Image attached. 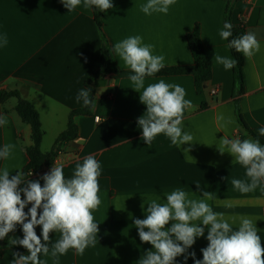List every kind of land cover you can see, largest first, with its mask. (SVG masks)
Listing matches in <instances>:
<instances>
[{"label":"crops","instance_id":"0c3cea01","mask_svg":"<svg viewBox=\"0 0 264 264\" xmlns=\"http://www.w3.org/2000/svg\"><path fill=\"white\" fill-rule=\"evenodd\" d=\"M228 1L176 0L167 14L146 15L140 5L147 0H112L114 7L101 11L106 41L120 75H102L92 83L95 106L91 115L75 117L79 138L67 143L55 162L63 165L65 178H71L76 164L89 155L100 162L102 202L93 212L99 232L95 247H88L82 256L70 249L59 257L58 264H139L152 245L140 241L134 220L146 218L151 199L164 203L166 194L178 188L188 192L191 199H201L203 192L212 193V199L206 202L213 211L223 213L234 230L239 217L252 219L264 244V191L260 187L248 193L236 190L231 181L247 180L246 170L233 162L231 154L219 151L222 138L255 139L241 126L238 108L249 128L264 140L258 132L264 127V0L234 4L233 24L244 23L246 33H255L260 42L259 52L250 59L244 57V93L240 96L234 68L225 70L213 59L214 54L232 58L228 41L219 35ZM196 25L201 28L205 53L213 67L205 92L197 94L189 75L145 78V86L163 79L186 90L185 99L191 101L192 107L185 110L183 130L192 135V143L178 147L160 134L147 145L138 126L146 105L132 88L129 76L134 73L113 46L138 35L144 44L154 45L153 54L165 57L166 67L191 66L194 61L187 35ZM5 33L8 44L0 46V93L18 91L35 107L44 131L41 150L50 152L67 129L71 112L84 107L76 101L79 90L86 88L87 79L103 66V40L93 9L81 4L68 12L61 0H0V36ZM213 89H218L214 96ZM203 103L208 105L205 110ZM0 115L8 121L0 126V149L5 144L15 145L9 159H0V170L7 167L10 176L23 173L29 161L25 149L32 144L31 128L20 123L5 104L0 105ZM96 117L101 118L99 123ZM51 168H44L35 178L42 186L41 177ZM28 208L29 205L25 210ZM232 217L237 218L235 222ZM35 231L42 239L41 226ZM207 231L205 227L204 236L196 238L187 250V260L185 255L179 256L176 264H194L189 255L192 252L195 259H203L201 249L208 245ZM16 238H23L20 225L12 232L11 241ZM59 238V232L50 233V249ZM13 253L19 252L4 249L0 264H10ZM40 259L54 264L50 254H41Z\"/></svg>","mask_w":264,"mask_h":264},{"label":"clouds","instance_id":"9594fccd","mask_svg":"<svg viewBox=\"0 0 264 264\" xmlns=\"http://www.w3.org/2000/svg\"><path fill=\"white\" fill-rule=\"evenodd\" d=\"M61 3L68 12L81 4L85 9L94 8L104 12L114 7L112 0H61ZM175 3L176 0H147V3L140 5V10L146 15L167 14ZM231 29L232 24L225 21L219 32L220 37L228 40L233 35ZM7 44L5 33L0 36V46ZM228 47L250 59L260 51V42L255 33L248 32L231 39ZM153 50L154 45L144 44L138 35L125 38L113 46L116 55L134 73L129 76L132 88L140 93V102L146 105V112L138 118L141 139L151 145L158 135L164 134L172 145L181 147L190 144L193 137L183 130L185 110L192 107L191 101L185 99L186 90L179 84L166 83L163 79L145 86L146 77L166 67L165 57L153 54ZM213 59L225 70L233 69L238 63L233 58L218 54H214ZM90 91L89 88L79 90L76 101L82 102L84 107H94ZM7 123V117L0 115V126ZM258 132L264 136V127ZM14 148L13 144L3 145L0 159H9ZM219 151L221 154H231L233 162L246 170L247 180L232 179L236 190L248 193L260 187L264 191V144L259 139L225 137L221 140ZM31 175L32 172L29 173ZM100 176L101 165L93 155L76 164L71 178H65L63 165H53L50 172L41 177L43 186L39 180L25 179L20 171L10 176L7 167L0 170V240L20 225L23 238L13 239L11 243L23 246L28 252L27 255L13 253L10 264H46L40 259L41 254H50L54 264H58L59 257L70 249L82 256L88 247H95L99 226L93 212L102 202L99 195ZM196 185L199 188V184ZM210 199L212 193L208 192H203L201 199H191L188 192L179 188L166 194L164 203L151 199L147 203L146 218L134 220L140 241L152 245V250L141 256L139 264H176V258L185 255L196 238L204 236L205 227L208 230V245L201 249L202 260L195 259L194 252L189 254L194 264H264V244L258 235L256 222L241 216L234 230L224 214L213 211L206 202ZM28 205L31 207L26 212ZM230 219L235 222L237 218ZM170 222L171 226L168 227ZM37 226L42 228V239L35 231ZM53 232H59L60 238L51 244L50 249L48 242ZM187 258L185 255V260Z\"/></svg>","mask_w":264,"mask_h":264},{"label":"trees","instance_id":"16d2710c","mask_svg":"<svg viewBox=\"0 0 264 264\" xmlns=\"http://www.w3.org/2000/svg\"><path fill=\"white\" fill-rule=\"evenodd\" d=\"M238 1L243 0H230L227 3L226 7V17L225 21H228L232 24V33L233 35L229 37L228 44L231 39L237 38L243 34H246V25L241 23L239 25H235L232 22V14L234 4ZM94 17L96 26L101 34V38L103 40V45L101 48V63L103 64L102 68L92 74L87 81L85 82L86 88H89L90 98L94 102L95 100V92L92 88V83L100 78L102 75H120V71L116 65V62L111 54V51L108 47L103 23L102 16L103 13L100 10L94 9ZM187 43L189 49L191 51L193 57V64L191 66H176V67H165L159 73H156L150 77H165V76H182L189 75L192 76L195 83V89L197 94L201 95L206 90V85L209 81H211L213 77V67L210 60L207 58L205 53V47L201 38V28L199 25H196L194 30L187 35ZM230 49L232 58L237 60L238 63L234 67L235 78L239 85V90L237 92V96H240L244 93V77H243V68L245 64V59L242 53L236 52L234 49ZM15 98L17 99V105L15 107V111L21 118L22 122L26 125H29L31 128V140L32 144L25 149L28 156V163L23 169V174L25 179L35 180L38 174L44 168H51L55 165V162L59 155L63 151V147L76 139L79 138V129L75 124V117L80 115H91L93 107H83L71 112L69 116V122L67 129L57 138L53 149L50 152L44 153L41 150V145L44 138V131L42 128L41 118L39 112L35 109V107L27 100L23 99L21 94L18 91H4L0 93V105L5 104L9 99ZM238 104V102H237ZM208 108L206 103L202 104V110ZM237 117L241 126L253 136L255 139H259L262 144H264V140L260 139L247 125L244 118L242 117L239 108L237 109ZM32 172V175L29 176V173ZM23 187V185L21 186ZM23 198V197H22ZM31 207V205H29ZM26 212L28 209L25 210ZM39 211H42L40 209ZM12 232L8 234V236L4 239V246L0 245V256L2 255V251L4 249H12L16 252L27 255V249L12 245L11 243Z\"/></svg>","mask_w":264,"mask_h":264},{"label":"rangeland","instance_id":"374dc122","mask_svg":"<svg viewBox=\"0 0 264 264\" xmlns=\"http://www.w3.org/2000/svg\"><path fill=\"white\" fill-rule=\"evenodd\" d=\"M17 104V99L13 98L10 103L6 102L5 103V107L10 111V113L19 120L20 123H22L21 118L19 117V115L17 114V112L14 110L12 111L11 109L13 108L14 105Z\"/></svg>","mask_w":264,"mask_h":264},{"label":"built area","instance_id":"2783aa9c","mask_svg":"<svg viewBox=\"0 0 264 264\" xmlns=\"http://www.w3.org/2000/svg\"><path fill=\"white\" fill-rule=\"evenodd\" d=\"M217 93H218V89H213V90L211 91V95H212V96L216 95ZM95 121H96L97 123H99V122L101 121V118H100V117H96V118H95Z\"/></svg>","mask_w":264,"mask_h":264},{"label":"water","instance_id":"95a60500","mask_svg":"<svg viewBox=\"0 0 264 264\" xmlns=\"http://www.w3.org/2000/svg\"><path fill=\"white\" fill-rule=\"evenodd\" d=\"M0 245L3 247L4 246V239L0 240Z\"/></svg>","mask_w":264,"mask_h":264}]
</instances>
